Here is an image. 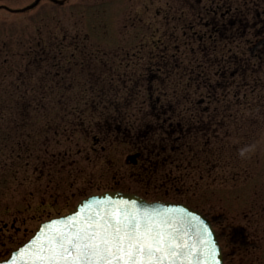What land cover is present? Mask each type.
Listing matches in <instances>:
<instances>
[{"label": "rangeland", "instance_id": "374dc122", "mask_svg": "<svg viewBox=\"0 0 264 264\" xmlns=\"http://www.w3.org/2000/svg\"><path fill=\"white\" fill-rule=\"evenodd\" d=\"M35 1L0 0L11 10L0 9V258L41 222L90 195L119 190L192 205L213 222L226 264H264V70L243 71L246 88L239 75L234 91L218 88L216 101L205 100L202 107L210 106L223 126L220 144L198 168L148 179L126 163L156 141L140 137L151 122L148 88L160 106L181 102L182 109L190 105L181 96L198 103L208 92L195 77L169 73L163 60L200 62L190 26L214 0L48 1L15 13ZM237 2L254 10L251 0ZM249 23L256 26L245 42H232L241 56L264 42L261 24ZM222 48L208 60L222 56ZM118 106L127 116L115 114Z\"/></svg>", "mask_w": 264, "mask_h": 264}, {"label": "flooded vegetation", "instance_id": "af4514ba", "mask_svg": "<svg viewBox=\"0 0 264 264\" xmlns=\"http://www.w3.org/2000/svg\"><path fill=\"white\" fill-rule=\"evenodd\" d=\"M239 1L243 6H247L249 3L246 2L247 0ZM214 2L210 3L209 8L205 7V10L201 9L200 12L196 13L194 15L195 23H192L190 26V30L193 31L192 35L194 34L192 39L197 43V51H193L195 53L194 57L196 54H200V62L195 63L194 66L188 64L186 67L180 65L176 56L171 60L165 57L169 62L163 60L169 63V73H178L182 75L181 77L187 75L195 77L192 81L197 82L198 89L201 90L203 86L208 90L205 96L201 97L198 103H194L196 99L192 98L189 94L181 96L182 100H186L185 105H190L189 108L182 109L181 102L172 103V101H168L166 106H160L161 97H158L154 102V88H148V100L151 102L148 117L151 122H149L148 128L142 132L140 137L144 141L149 137L156 141L150 144V146L145 142L138 151L132 154L138 155L134 166L139 167L142 170V175L144 174L146 177L153 173L155 175L159 172L162 173L169 168L162 169L160 165L168 161L166 158L169 155L168 149L174 152L175 146L178 143L180 147L176 148L180 150L182 146V151L185 152L184 158H186L189 148L195 150L194 159L199 164L202 157L210 154L212 151L210 150L211 145L218 142V130L223 126L222 121H217L216 124L215 118L217 115L214 112H212L213 114L210 113V106H208L209 108L202 107V105H206L205 100L216 101L218 88H231L234 91L235 85L233 86L232 83L239 75H242L240 77L242 83L239 87L244 85V88H246L245 85H248V83L243 71L250 72L252 75L255 71L259 73L264 70V42L261 44V48L254 51L249 48L244 49L242 52L243 56L240 55L239 51L238 53L232 52L233 40L245 42L249 34L248 31L256 26L255 23L253 26H250L249 20L251 18L256 20L259 25L261 24L260 27H262L263 32L261 30L258 37L260 40H263L264 0H251V6L254 7V10L240 6L237 0H214ZM219 45H223V48H225L221 50L224 54L208 60L210 54L217 51ZM226 46L228 47L227 49ZM240 46L242 45L237 44V47ZM162 66L164 65L162 64ZM188 68H190L189 71H187ZM163 69L160 68L159 71H163ZM210 75L213 81L209 80ZM156 80L155 78L153 82ZM239 87L237 86V89H241ZM208 104L211 105V102ZM215 112L217 113V107H215ZM115 114L127 116L128 113L126 109L119 107L116 109ZM110 125L113 128L114 125ZM116 130L119 131V128H116ZM202 141L203 145L201 144ZM198 145L201 146L198 147ZM196 168H198L197 165Z\"/></svg>", "mask_w": 264, "mask_h": 264}, {"label": "snow or ice", "instance_id": "6c2138e0", "mask_svg": "<svg viewBox=\"0 0 264 264\" xmlns=\"http://www.w3.org/2000/svg\"><path fill=\"white\" fill-rule=\"evenodd\" d=\"M54 223L7 264H219L206 225L193 243L187 229L135 205L109 202Z\"/></svg>", "mask_w": 264, "mask_h": 264}, {"label": "water", "instance_id": "95a60500", "mask_svg": "<svg viewBox=\"0 0 264 264\" xmlns=\"http://www.w3.org/2000/svg\"><path fill=\"white\" fill-rule=\"evenodd\" d=\"M41 0H37L32 6L19 10L17 12H25L27 10L36 7ZM54 3H61L56 0H49ZM138 155L130 156L127 161L132 164H136V159ZM109 202L123 205L127 204L129 208L135 205L136 208L141 212L150 213L157 218H168L177 223L182 229H187L191 242L195 243L198 241L199 231L203 226H207L208 231L212 232L213 239L216 241V247L220 250L218 254L219 264H225L224 254L221 243L219 241L218 235L211 223V221L204 216L200 211L191 208L186 204L174 203V202H159V201H149L137 194L124 193L121 191H106L101 194H95L88 196L77 203L75 208L62 216L52 217L48 220L43 221L39 224L38 228L32 234V236L19 245L15 250H13L7 259L0 261V264H7L8 261L15 258L18 252L29 248L32 242L36 239L41 232L46 231L45 225H53L54 222L58 221H68L74 216H79L81 214L87 213L90 209H99L102 205H107Z\"/></svg>", "mask_w": 264, "mask_h": 264}, {"label": "trees", "instance_id": "16d2710c", "mask_svg": "<svg viewBox=\"0 0 264 264\" xmlns=\"http://www.w3.org/2000/svg\"><path fill=\"white\" fill-rule=\"evenodd\" d=\"M62 123H64V119H63V121L59 120V124H57V126H56V133H58V130H59V128H60ZM217 144H220V143L217 142ZM176 147L179 148L180 144L179 143L176 144L174 152H171V150L168 149L169 155H167L166 158L168 159L169 162L167 161V162H164L165 164H161L160 165L161 168L163 169V168L169 167V171L170 170L172 171L173 169L176 168V169L179 170L180 173H185V174L186 173H190L191 172L190 170L195 169V165H198V163L194 159L195 150H191L189 148L187 150L186 158H184L183 155L185 154V152L182 151V146H181L180 150L178 148H176ZM176 149H178V150H176ZM164 155H166V154H164ZM185 174L182 175L183 178L185 176L187 177V175H185ZM173 180H175V179H173ZM180 180H177V181H180ZM241 236H243L242 233H241Z\"/></svg>", "mask_w": 264, "mask_h": 264}]
</instances>
